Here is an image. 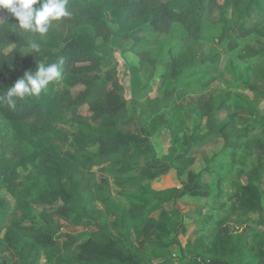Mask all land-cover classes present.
<instances>
[{
  "label": "rangeland",
  "instance_id": "374dc122",
  "mask_svg": "<svg viewBox=\"0 0 264 264\" xmlns=\"http://www.w3.org/2000/svg\"><path fill=\"white\" fill-rule=\"evenodd\" d=\"M263 2L264 0L208 1L207 19L215 20L222 16L233 25L242 5L246 10V24L258 22L259 33L239 40L237 49L225 52L219 64V78L209 86H193V78L171 83L174 99L167 110L170 121L149 136L148 143L138 145L133 154L131 153L132 157L135 154L140 155L139 163L134 169L127 166L132 157L88 169V152L95 150L96 146L90 145L87 134L78 127L90 115L87 104L71 111L66 116L68 123H60L62 118L53 123L52 92L58 90L64 97H73L82 88L81 85L69 86L67 80L73 77L66 72H62L59 80L50 82L39 96H32V103L38 101L42 104L45 111L43 116H34L24 122L15 123H6L0 117V260L6 258L11 264L15 259L14 252L8 248L3 236L7 228L13 230L18 243L32 242L45 234L44 220L49 219L60 231L80 233V241L86 238L84 233L90 226L87 217L78 215L71 221L63 220L54 214V206L33 205L20 197L24 183L33 181L36 175L56 174L62 177L65 161L87 173L93 185L105 178L107 190L128 207V231L135 234L140 230L147 239L142 249V264H204L215 256L211 249L220 236L228 237L231 241L239 239V245L232 255L224 253L220 256L229 264H257L259 260L264 262V126L252 130L247 138L241 140L233 160L222 162L219 197L184 196L174 201L153 202L152 210L141 216L131 211V200L126 197L137 195L145 199L144 203L151 202L155 193H165L171 197L183 187L182 181L186 179L187 171H197L205 166L210 152L220 147L219 139H209L204 144L196 143L207 121L198 119L200 127L195 129L193 115L186 112L185 105L200 104L210 95L229 90L232 94L229 108L219 112L217 116L222 120L235 118L239 126H244L254 117L249 107L253 106L256 95L249 85L264 91V64L257 62L256 58L245 59L238 56L242 54V48L250 44L256 45L260 40L264 41L261 13L264 11ZM69 5L75 7L82 17L88 14L99 15L111 27L112 35L107 42L101 36L93 35L86 26L74 28L73 33L77 32L80 44L101 56L102 69L114 71L115 61L118 62V77L127 88L130 99L121 116L127 119L119 121L116 133L135 142H138L140 134L139 121L135 116L149 99L163 93L161 74L166 70L171 56L180 57L191 48L195 56L199 57L213 47L224 50L227 42L224 40L214 43L208 38L196 40L190 37L180 40L167 34H157L151 38L148 36L149 27L146 23L137 18L126 21L124 11L116 10L111 0H89L87 3L69 1ZM2 17L0 11V20ZM65 27H70L72 31L73 26L60 20L58 23L53 21L49 32L43 37L39 33L20 29L29 42L40 44L39 52H32L30 46L24 49L34 68L46 62L53 54L55 45L60 47L64 44L60 39L63 37L60 36H63ZM219 27L220 23L217 22L214 35L219 34ZM144 50L149 51L157 60L154 67H151L152 74L142 70L140 54ZM165 87L168 88L166 85ZM256 106L257 110L264 113V99L257 102ZM157 121L155 116L145 118L147 126H153V122ZM33 126L47 131L48 134H35L31 130ZM103 141L104 138L99 139V143ZM146 154H153L159 162L153 163ZM259 163L256 184L261 193L262 210L256 212L247 209L243 188L248 182V175ZM213 177L214 175L209 174L204 179L212 181ZM61 179L67 184L65 178ZM96 204L102 211V219L108 224L110 235L119 238L114 217L100 203ZM58 242L57 247L48 251L36 249V264H53L57 255L67 256L77 250L76 245L68 246L62 240ZM241 244L252 248H242Z\"/></svg>",
  "mask_w": 264,
  "mask_h": 264
},
{
  "label": "trees",
  "instance_id": "16d2710c",
  "mask_svg": "<svg viewBox=\"0 0 264 264\" xmlns=\"http://www.w3.org/2000/svg\"><path fill=\"white\" fill-rule=\"evenodd\" d=\"M67 7L73 12L71 18H61L63 23L71 24L75 29L86 26L93 35L101 36L105 42L112 35L111 27L99 15L88 14L80 17L76 8ZM115 9L123 10L126 21L140 19L149 27L148 36L167 34L176 36L180 40L185 37L196 40L210 39L211 42L221 43L226 40L225 49L211 48L209 52H203L199 57L195 56L193 49L180 56L172 55L166 70L161 74L164 91L160 96L149 99L137 113L139 123L138 142L128 140L124 136L117 135L119 121L127 119L121 117L129 101L128 90L118 77L115 61L114 71L102 69L101 56L80 44L77 32H74L62 46H54V52L46 60L45 64L57 62L63 58V71L73 77L67 80L71 87L81 84L83 88L75 96L64 97L54 90L51 94L52 117L55 124L57 119L62 118L60 123H68L66 116L74 109L87 104L90 115L88 119L78 124L80 130L87 134L91 146L96 149L88 152V169L104 163H118L127 157H132V152L140 144L149 142V136L166 126L170 117L167 110L174 99L170 85L172 82L193 78V86L207 87L220 75L219 64L225 52H232L239 47V40L259 33L258 22L246 24V10L241 5L233 25L222 16L218 19H207L209 0H111ZM264 3V2H263ZM262 23H264V11ZM3 17L0 20V96H3L14 82L23 76L26 71H35L29 59L24 54V48L30 46V42L21 33L18 20L7 10H2ZM220 23L219 34L214 35L216 23ZM259 46L261 48H259ZM239 58H256L257 62L264 64V41L260 40L256 45L250 44L242 48ZM142 59V70L152 74L157 60L151 56L149 51L144 50L140 54ZM127 68V67H126ZM128 71V69H127ZM126 72H123L125 74ZM90 75V76H89ZM124 79V78H122ZM166 83V84H165ZM168 86V88L165 87ZM192 87V86H191ZM249 88L256 95L253 106L249 109L254 117L244 126L237 124V119H220L217 114L228 110L232 94L230 91H219L210 95L202 103L197 105L187 104L184 107L187 113H192V123L195 129L200 127L198 119H206L204 130L196 139L197 144H204L209 139H219L220 147L210 152V158L205 166L197 171L189 170L186 179L182 181L183 187L171 197L165 193L153 194L151 202L144 203L145 199L137 195H127L131 200V211L141 216L152 210V203L158 201L177 200L184 196L194 198L219 197L222 162L233 160L240 148L241 140L247 138L251 131L264 126V113L257 110V102L264 99V91L254 85ZM141 96V95H140ZM45 111L40 102L32 103V96L24 100H18L16 107L10 108L6 103L0 104V117L6 123L24 122L34 116H43ZM155 116L158 121L153 126H147L145 118ZM98 122V125L95 123ZM35 134L46 135L34 126L31 128ZM47 132V133H46ZM104 138L102 143L99 139ZM132 153V154H131ZM153 163L159 162L156 158L146 154ZM139 154H135L128 161L129 169H134L139 163ZM62 177L56 174L49 176L36 175L33 181H26L20 194L21 198L27 199L33 205L54 206V214L67 221H71L78 215H83L90 220L89 230L84 234L86 238L80 241L81 234L60 231L49 219L44 220L45 234L40 235L32 242H17L16 236L11 228H7L4 238L8 248L11 249L16 258L11 264H36L38 252L36 249L48 251L58 246L62 240L68 246L76 245L77 250L70 255H57L53 264H142L144 260L143 247L147 243L144 233L140 230L132 234L127 229V208L123 202L115 199L107 190V180L102 178L96 185L92 184L91 177L73 164L63 162ZM258 168L250 172L248 182L244 186V201L249 211L261 212L260 190L256 184ZM214 175L212 181L204 179L206 175ZM100 203L108 214L114 217L115 224L120 237L113 238L108 231V224L102 219V211L96 203ZM2 202L0 200V207ZM239 245L237 241H231L228 237L220 236L211 251L215 256L204 264H229L222 259L224 253L229 256ZM246 244H241L242 248ZM261 250V249H260ZM258 250V251H260ZM210 251V252H211ZM262 251V250H261ZM0 264H9L6 258L0 260ZM257 264H264L259 260Z\"/></svg>",
  "mask_w": 264,
  "mask_h": 264
},
{
  "label": "clouds",
  "instance_id": "9594fccd",
  "mask_svg": "<svg viewBox=\"0 0 264 264\" xmlns=\"http://www.w3.org/2000/svg\"><path fill=\"white\" fill-rule=\"evenodd\" d=\"M67 4L68 0H0V8L7 9L18 20L19 28L39 33L41 37L47 35L53 21L73 16ZM30 49L39 52L40 44L31 41ZM63 63L61 57L55 63H41L35 71H26L0 96V104L6 103L14 109L18 100L39 96L50 82L61 78Z\"/></svg>",
  "mask_w": 264,
  "mask_h": 264
},
{
  "label": "crops",
  "instance_id": "0c3cea01",
  "mask_svg": "<svg viewBox=\"0 0 264 264\" xmlns=\"http://www.w3.org/2000/svg\"><path fill=\"white\" fill-rule=\"evenodd\" d=\"M2 10H3V8H0V11L2 12ZM79 12H80V10H79ZM81 15V14H80ZM79 15V16H80ZM80 17H82V15L80 16ZM60 21H61V19H60ZM59 22V20L57 21V23ZM62 22V21H61ZM65 24H67V23H65ZM59 25V24H58ZM69 25H71V24H69ZM71 26H73V25H71ZM66 28V27H65ZM73 29H74V26L72 27V31H70V27H68V28H66L65 30L64 29H61V30H64L63 31V33H62V35L63 36H60V37H63V38H60V39H62L63 40V43H65L68 39H70L71 38V36L73 35ZM64 35L66 36V37H64ZM27 48V47H26ZM25 49V48H24ZM24 51V50H23ZM24 54H25V52H24ZM25 56H26V54H25ZM27 57V56H26ZM77 85H81V84H77ZM76 86V85H75ZM82 86V85H81ZM82 88H83V86H82ZM81 88V89H82ZM81 89H79L78 91H80ZM77 91V92H78ZM38 102V101H37ZM84 105H86V104H84ZM83 106V105H82ZM81 107V106H80ZM88 109H89V107H88ZM2 202V201H1ZM97 205V204H96ZM98 207V206H97ZM6 243V242H5ZM8 245V244H7ZM15 258H16V256H15ZM15 260V259H14Z\"/></svg>",
  "mask_w": 264,
  "mask_h": 264
}]
</instances>
